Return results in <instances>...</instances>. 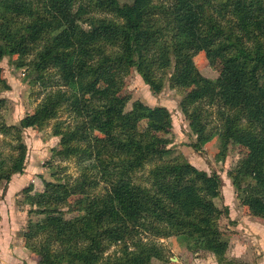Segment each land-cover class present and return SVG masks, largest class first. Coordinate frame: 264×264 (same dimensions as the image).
I'll return each mask as SVG.
<instances>
[{
	"label": "trees",
	"instance_id": "16d2710c",
	"mask_svg": "<svg viewBox=\"0 0 264 264\" xmlns=\"http://www.w3.org/2000/svg\"><path fill=\"white\" fill-rule=\"evenodd\" d=\"M201 53L216 80L199 71ZM6 58L43 100L9 126L0 67V187L25 172L27 129L51 128L61 137L56 155L81 168L76 179L55 169L43 192L22 191L40 220L21 237L40 264H150L164 256L148 240L174 236L237 264L219 226L229 216L215 203L220 176L173 148L166 108L138 100L127 110L125 78L136 71L154 95L167 84L185 93L180 109L196 152L215 138L220 160L231 146L248 151L230 178L264 224V0H0V63Z\"/></svg>",
	"mask_w": 264,
	"mask_h": 264
},
{
	"label": "rangeland",
	"instance_id": "374dc122",
	"mask_svg": "<svg viewBox=\"0 0 264 264\" xmlns=\"http://www.w3.org/2000/svg\"><path fill=\"white\" fill-rule=\"evenodd\" d=\"M15 59L16 58H14V60ZM194 60L204 77L210 80H216L218 78V71L209 65L204 53L196 55ZM0 67L3 70L2 78L6 81L10 89L1 92V98H6L8 100V107L2 112V117L9 126L18 125L26 115L31 114L42 102V89L40 86H31L30 80L27 78L28 72L24 69H17L12 59H4L0 63ZM124 93L131 98L127 104V110L132 108L134 102L140 100L150 107H164L171 113L173 135L170 137L173 140V148L199 170L205 171L208 174L217 173L223 182L221 196L215 203L220 210L223 211L227 209L228 215L232 213L235 219L231 221L229 216L221 217L219 226L224 234L223 240L228 242V244H238L239 241L245 242L246 240L242 236L243 232L240 231L242 229H237L233 224L238 225L237 222L239 220H241V224H244L253 219L247 208L242 205L238 197V190L233 186L230 173L239 161L247 157L248 151L242 147L231 146L229 147L226 159L220 160L217 158L220 151V143L218 138H215L212 142L208 143L201 152H196L192 148V144L195 143L196 137L192 133L189 121L185 118L180 109L181 100L185 95L183 91L178 89L173 90L167 84L161 94L154 95L138 73L133 71L125 78ZM62 119L72 120L68 117V114H62ZM217 124L218 123L215 122L213 125ZM52 132L51 128L44 129L43 131H38L36 129L25 130L23 137L28 150L25 172L23 175L14 176L6 187L4 185L0 187V198L4 195L3 199L0 200V203H5V205L2 204L4 211H10L9 207L12 206L19 211L26 212L27 216H23L24 224L21 223V218L17 219L18 225H22L23 230L26 228L30 219L33 221L40 220V218L35 215H28L32 207L26 201V196L22 192L24 189L31 187L33 191L32 194L43 192L45 182L55 181V177L53 176L55 169L61 170L59 171V178L66 175L76 179L81 174V168L77 160H63L56 155L62 150L61 137L53 136ZM63 170H65L64 173H62ZM147 173L148 170H146L144 175L146 176ZM11 183L12 186H14L13 194H15L12 199L15 198V200L9 204V201L5 202V196L8 195ZM244 186H246V182L243 181L242 187ZM101 187H103V185H101L100 188ZM68 210V207L64 208L65 212ZM73 215L75 214L70 213L67 214V217L71 218ZM261 222L263 223V221ZM245 225L249 228L248 224ZM147 240L148 239H143L145 242L144 245H149L146 243L150 241L162 248L164 260L161 262L163 263L177 264L176 258L178 257L183 258V261H186L187 264L194 260V256L187 253L181 256L178 250L175 249L174 244H193L186 236H174L164 240ZM246 243L249 242L246 241ZM114 250L115 249H112L110 254ZM171 259L174 261H171ZM153 261L157 262L160 260L153 259L151 263Z\"/></svg>",
	"mask_w": 264,
	"mask_h": 264
},
{
	"label": "crops",
	"instance_id": "0c3cea01",
	"mask_svg": "<svg viewBox=\"0 0 264 264\" xmlns=\"http://www.w3.org/2000/svg\"><path fill=\"white\" fill-rule=\"evenodd\" d=\"M13 187L11 183L8 195L5 196V202L9 201V204L15 200V198L12 199L15 196L13 194ZM2 204L5 205V203H0V264H40L39 257L32 254L23 245V239L21 237L23 226L18 225L17 219L21 218V223L24 224L23 216H27L26 212L19 211L12 206L9 207L10 211H4ZM229 218L231 221L235 220L232 213L229 215ZM251 218L253 220L250 222L241 224V220H239L237 222L238 225L233 224L237 229H242L240 231L243 232V238L249 242L239 241L238 244H229L227 258L237 264H264V224L260 219ZM245 224H248L249 228ZM174 246L181 256L185 253L194 256V260L188 264H218L216 257L211 253L206 251L196 252L193 250V244H174ZM171 261L174 260L171 259ZM176 262L177 264H187L180 257L176 258ZM151 264L168 263L153 261Z\"/></svg>",
	"mask_w": 264,
	"mask_h": 264
}]
</instances>
